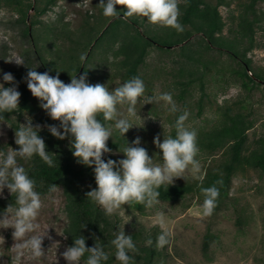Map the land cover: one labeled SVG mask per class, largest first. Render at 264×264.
Wrapping results in <instances>:
<instances>
[{
  "label": "rangeland",
  "instance_id": "obj_1",
  "mask_svg": "<svg viewBox=\"0 0 264 264\" xmlns=\"http://www.w3.org/2000/svg\"><path fill=\"white\" fill-rule=\"evenodd\" d=\"M238 1L226 0L220 7L227 22L225 35L229 38L234 37L229 28L238 15ZM99 2L100 0H58L49 11L40 16L41 22L34 30L35 35L40 37L36 43L34 34L25 32L26 26L20 20L19 11L0 1V83L6 87V82L3 81L5 72L14 75V69H38L41 66L36 46L43 50L45 58L50 55L63 57L70 46H77L73 42L83 37L84 30L92 27L96 32L98 28L103 29L108 25L109 21L103 18ZM258 8L264 9V1L259 2ZM31 12L34 14V11ZM137 18L142 25L158 31L169 28L153 25L148 22L147 17ZM68 34L74 39L73 42L67 37ZM199 40L200 35H195L188 48L196 49V53L192 52L197 58L195 61L183 55L187 48L182 50V47L176 46L163 50L153 46L138 72V77L144 81L146 88L144 97L136 105L137 114L129 116L127 105L118 106V112L124 118L140 126L134 125L125 136H121L115 129L114 121H109L106 126L112 130L113 139L122 137L130 145L139 136V146L146 148L154 164L163 163L162 151L154 144V138L159 136L163 142L164 137H173L175 120L185 111L189 113L185 126L189 130H195L197 138L222 126L228 112H242L248 119L253 118L255 126L249 130L246 153L256 146V140L264 134V83L251 89L250 86H243L238 73L242 67L239 61L227 50L222 51L217 47L205 49ZM119 45L120 42L113 44L111 49H108V45L96 47L89 60L97 82L104 84L109 91L128 80L124 75L126 69L120 65L122 57L114 55ZM13 55L21 56L26 65L17 66L14 62H6ZM248 56L253 59L256 69L264 70V25L258 29L255 47L249 51ZM191 71H197L195 75H198L192 83L189 82ZM163 93L172 95L178 108L176 113H170L169 106L163 101L144 104L148 96ZM33 104V111L26 110L19 117L14 115L0 122V129L5 133L0 136V151L19 149L15 144V131L26 124L27 119H31L34 126L41 125V129L46 127L40 120L46 111L40 107L37 98H34ZM121 151L112 150L110 154L118 161L125 158ZM213 153L212 156L210 150L199 149L196 157L200 163L199 173L194 177L188 172L185 174L186 179L174 178V183L200 181L206 176L212 162L222 163L230 157L229 147ZM9 194L5 188L3 197ZM40 196L43 206L37 223L40 224L38 232L47 229L48 235L44 237L42 245L46 255L32 260L26 254L17 261L12 249L16 243L12 236L13 229L0 228V264H67L62 256L70 246L66 235L68 216L64 188L58 185L56 191ZM203 200L199 195H189L175 202L159 200V204L146 208L143 212L134 206L125 205L116 215L122 228L133 230L146 227L160 234L162 229L156 220L158 215L163 214L164 230L170 231L172 235L170 244L160 249L155 264H264V171L250 166L236 170L230 197L221 207L215 208L210 217H203L201 214ZM207 236L209 244L205 247ZM81 264H84L82 260Z\"/></svg>",
  "mask_w": 264,
  "mask_h": 264
},
{
  "label": "clouds",
  "instance_id": "obj_2",
  "mask_svg": "<svg viewBox=\"0 0 264 264\" xmlns=\"http://www.w3.org/2000/svg\"><path fill=\"white\" fill-rule=\"evenodd\" d=\"M106 18L120 17L116 6H122L123 17H147L149 23L170 27L178 33L184 31L179 22L181 15L178 0H100L98 4ZM85 57L81 56V61ZM6 62H14L17 66L26 65L19 55H13ZM36 69V68H35ZM29 68L25 76L27 88L33 97L39 100V105L47 115L59 124L46 125L48 131L57 139L63 140L71 136L73 156L78 164L93 167L97 187L86 193L90 201L100 207L106 216L118 213L122 206L143 205L152 208L159 204V189L174 184V178H184L191 172L196 177L200 171V163L196 159L199 148L197 133L189 130L185 122L189 113L185 111L179 115L174 123L175 137L154 138V144L162 151V164H154L153 158L148 155L146 148L140 147L141 138L137 136L127 147L121 151L125 158L120 160L102 158L106 153L112 152L107 141L112 137V130L101 121H114L115 129L125 134L137 124L124 118L118 112V106L127 105L129 116H135L136 105L145 94V83L134 76L124 82L120 87L109 91L104 84H90L85 71L77 78L71 76L70 83H64L56 76H51L47 71L38 72ZM3 81L13 86L4 87L0 83V122L5 120L3 113H12L19 109L21 93L17 90L15 78L12 73H3ZM163 101L170 113L178 111L177 105L170 93L159 96H148L146 103ZM119 117V118H118ZM155 119V118H153ZM140 126V125H137ZM9 127H11L9 125ZM41 125H33L31 119L15 131V144L18 150L0 151V197L4 196V189L15 195L16 207L10 204L0 213V228H12V236L16 243L12 249L17 261L27 254L29 259L37 260L46 255L43 240L47 229L38 232L40 224L37 223L42 209L40 194L35 190V181L30 178L29 172L18 161L25 163L38 156L49 167H55L54 159L46 150L44 139L38 135ZM62 130V131H61ZM5 133L0 129V136ZM222 180H217L212 186L201 187L204 197L202 216L210 217L217 207ZM56 184L49 187V193L56 191ZM156 223L162 231L155 241L156 248L163 249L170 244L171 232L164 230V216H157ZM60 235H64L59 233ZM51 239V237H48ZM66 238V237H65ZM149 240L147 244L152 245ZM115 248V259L120 264H133V256L138 249L130 235L124 230L118 231L111 240ZM87 253L84 264H104L109 259L103 247L96 243L86 247L83 236L74 239V244L67 247L62 256L67 264H81L82 258Z\"/></svg>",
  "mask_w": 264,
  "mask_h": 264
},
{
  "label": "trees",
  "instance_id": "obj_3",
  "mask_svg": "<svg viewBox=\"0 0 264 264\" xmlns=\"http://www.w3.org/2000/svg\"><path fill=\"white\" fill-rule=\"evenodd\" d=\"M8 5L15 7L21 17L20 20L25 24V32L31 33L38 43L39 36L34 33L35 27L41 22L40 16L49 11L58 0H0ZM264 0H239L240 5L235 23L230 26V33H234L233 38L225 35L227 22L221 12L220 7L226 3V0H181L178 2L180 8L179 22L183 25L184 31L178 33L173 28H165L164 31H158L150 26H144L137 17L124 18L122 6H116L120 17L106 18L103 17L108 25L103 29L94 28L86 29L82 32V38L73 42L70 34L67 37L77 46H70L62 55H50L45 58L43 50L36 46V55L41 60V66L35 69L38 72H48L51 76H56L59 72V78L64 83L71 82V76L77 75V78L85 71L88 74V82L96 84L97 79L94 70L89 66V60L92 57L96 47L107 46L112 48L120 42L114 55L122 57L120 65L125 68L124 75L126 79L138 76L140 67L144 64L145 59L153 46L163 50L180 46L182 50L188 49L193 43V37L200 35V45L205 49L227 50L231 56L239 61L242 67L239 74L242 78L243 86L250 89L257 84L264 83V70L256 69L253 59L248 56L256 43V34L259 28L264 25V9H259L258 4ZM31 11H34L32 14ZM101 30V31H100ZM99 31V32H98ZM188 45V47H186ZM107 50V49H105ZM196 49H188L183 55L189 59H197L192 52ZM196 53V52H195ZM53 54V53H52ZM85 59L81 61V56ZM59 59V60H58ZM31 68V67H29ZM23 69H14V78L17 90L21 93L19 109L12 113H3L5 119L11 116L21 114L28 110L33 111V100L35 97L27 88L24 79L27 71ZM82 70V72H81ZM81 72V73H80ZM197 71L190 72L189 82L198 77ZM202 88H203V84ZM13 86L6 82V87ZM201 111V110H200ZM181 115V114H179ZM178 115V116H179ZM177 116V117H178ZM177 119V118H176ZM40 120L45 124H59V121L52 120L47 113H43ZM105 126L109 121H103ZM255 126L253 118H247L242 112L235 114L226 113L224 123L205 135L197 138L199 149L210 150L213 152L229 147L230 157L222 163L212 162L206 176L197 182H180L169 185L167 190L164 186L159 189V200L180 201L189 195H199L201 187L212 186L217 180H222V185H217L220 189V196L216 208L221 207L230 197V191L233 183V176L240 167L261 169L264 171V134L256 140V146L246 153V145L249 138V130ZM175 129V128H174ZM62 131V130H61ZM173 131V138L175 137ZM46 144V150L49 152L55 162V167H49L38 156H34L31 161L25 163L23 160L18 162L29 172L31 179L35 181V190L39 194L49 193V187L52 184L62 185L66 197L65 210L68 216L66 227L67 242L70 246L74 244V239L83 236L86 247H92L99 243L104 251L108 254L109 259L104 264H120L115 259V248L111 245V240L115 238L118 231L124 230L126 235H130L138 249L137 253H130L133 256V264H155L160 254L155 246V241L159 235L157 231H152L146 227H140L133 230L122 228L118 216H106L104 211L94 205L86 193L96 188L95 175L93 167L84 166L76 162L71 147L72 137H66L63 140L52 136L47 127L41 129L38 133ZM129 144V143H128ZM126 140L122 137L117 139L109 138L107 145L112 150H123L128 146ZM130 145V144H129ZM105 162L107 159L116 160L115 156L106 153L102 157ZM16 207L15 195L0 197V213H3L8 205ZM138 211H145L143 205H133ZM151 240V246L147 242ZM209 237H206L205 247H208ZM87 253L82 258L85 262Z\"/></svg>",
  "mask_w": 264,
  "mask_h": 264
},
{
  "label": "water",
  "instance_id": "obj_4",
  "mask_svg": "<svg viewBox=\"0 0 264 264\" xmlns=\"http://www.w3.org/2000/svg\"><path fill=\"white\" fill-rule=\"evenodd\" d=\"M81 72H82V70H81ZM81 72H80V73H81Z\"/></svg>",
  "mask_w": 264,
  "mask_h": 264
}]
</instances>
